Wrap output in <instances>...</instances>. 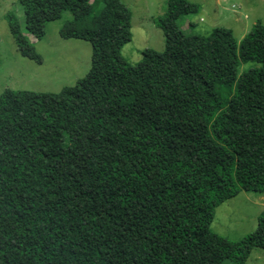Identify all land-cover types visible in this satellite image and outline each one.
Returning <instances> with one entry per match:
<instances>
[{
    "label": "trees",
    "instance_id": "16d2710c",
    "mask_svg": "<svg viewBox=\"0 0 264 264\" xmlns=\"http://www.w3.org/2000/svg\"><path fill=\"white\" fill-rule=\"evenodd\" d=\"M18 2L36 39L69 12L59 35L91 55L58 92L0 93V264H243L264 249V210L239 240L210 229L217 205L264 181V24L238 44L187 35L178 20L198 3L166 0L163 50L130 64L123 0ZM19 47L41 62L34 43ZM242 62L258 66L239 73ZM58 120L53 151L44 137Z\"/></svg>",
    "mask_w": 264,
    "mask_h": 264
},
{
    "label": "rangeland",
    "instance_id": "374dc122",
    "mask_svg": "<svg viewBox=\"0 0 264 264\" xmlns=\"http://www.w3.org/2000/svg\"><path fill=\"white\" fill-rule=\"evenodd\" d=\"M199 5L196 14L179 18L178 24L187 35L213 33L229 34L238 44L256 22L264 24V0H189ZM131 10V40L121 48V54L130 64H136L145 48L161 51L164 34L155 23L166 8V0H123ZM64 12L59 19L48 21L44 35L36 39L24 31V15L18 0H0V93L6 89H25L40 92H58L64 86L74 85L85 76L90 67L91 45L79 38H63L59 35L62 22L70 17ZM14 22L19 32L13 30ZM34 43L41 55V62L24 56L20 45ZM254 62H242L239 73ZM68 125L56 121L47 130L44 145L58 151L62 130ZM264 210V181L257 191L241 190L214 208L210 229L232 241L253 232L258 217ZM221 264H230L223 259ZM243 264H264V249L253 247Z\"/></svg>",
    "mask_w": 264,
    "mask_h": 264
}]
</instances>
